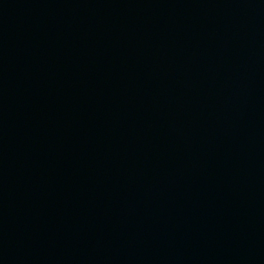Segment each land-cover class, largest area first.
<instances>
[{
  "label": "water",
  "instance_id": "water-1",
  "mask_svg": "<svg viewBox=\"0 0 264 264\" xmlns=\"http://www.w3.org/2000/svg\"><path fill=\"white\" fill-rule=\"evenodd\" d=\"M0 264H264V0H0Z\"/></svg>",
  "mask_w": 264,
  "mask_h": 264
}]
</instances>
